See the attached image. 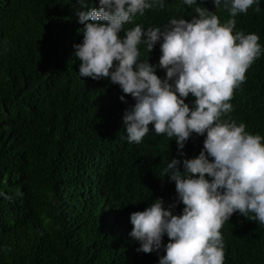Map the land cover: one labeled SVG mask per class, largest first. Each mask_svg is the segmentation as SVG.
<instances>
[{
	"label": "trees",
	"instance_id": "trees-1",
	"mask_svg": "<svg viewBox=\"0 0 264 264\" xmlns=\"http://www.w3.org/2000/svg\"><path fill=\"white\" fill-rule=\"evenodd\" d=\"M94 7L98 0H0V191L11 196L0 198V264H158L157 253L137 251L130 214L158 198L182 213L174 182L158 175L172 158L183 170L204 137L193 134L183 156L175 140L154 131L140 144L123 139L122 116L134 100L106 78L78 75L77 12ZM259 7L235 17L234 31L256 33L264 46V0ZM197 8L213 11L221 24L232 18L212 0H163L124 27L163 29L173 18L190 21ZM139 51L158 64L159 44ZM156 74L166 75L160 68ZM192 101L190 94L185 102ZM230 103L225 118L264 137V54ZM221 233L224 264H264V224L235 213Z\"/></svg>",
	"mask_w": 264,
	"mask_h": 264
},
{
	"label": "clouds",
	"instance_id": "clouds-1",
	"mask_svg": "<svg viewBox=\"0 0 264 264\" xmlns=\"http://www.w3.org/2000/svg\"><path fill=\"white\" fill-rule=\"evenodd\" d=\"M212 2L215 8H227L232 18L221 24L213 11L197 8L198 15L190 21L173 18L163 29L144 30L139 24L124 26L146 10L163 7V0H98V7L77 12L83 25L78 30L82 42L74 45L78 75L106 78L134 100L122 116L123 139L140 144L154 131L175 140L183 156L193 134L204 137L199 154L183 159V170L181 161L172 158L158 175L174 182L182 213L173 214L175 204L166 207L158 198L130 214L129 235L139 243L137 251L157 253L158 264H224L221 229L233 214L264 224V137L225 118L233 110L234 90L264 54L256 33L234 31L235 17L253 5L260 12V0ZM183 3L192 6L197 0ZM141 44L147 53L160 45L158 64H150L148 55L142 58ZM157 68L165 71L163 79ZM190 94L191 106L185 102ZM0 198L11 200L4 191Z\"/></svg>",
	"mask_w": 264,
	"mask_h": 264
}]
</instances>
